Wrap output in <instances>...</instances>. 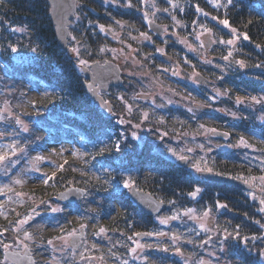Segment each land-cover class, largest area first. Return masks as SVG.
I'll return each instance as SVG.
<instances>
[{"label":"trees","instance_id":"obj_1","mask_svg":"<svg viewBox=\"0 0 264 264\" xmlns=\"http://www.w3.org/2000/svg\"><path fill=\"white\" fill-rule=\"evenodd\" d=\"M127 2L125 0V5ZM217 2L224 4L226 0ZM131 3L140 6L139 0H131ZM171 4L177 5L172 9L174 21L167 15L155 17L159 23H169L171 29L189 30L193 26L204 25L211 30V36L224 40L232 37L229 35L232 28L241 34L234 45L220 43L213 51L219 62L215 67L207 66L192 54H185L177 44H166V54L172 60L181 59L184 54L190 68L209 73L227 84L229 98L208 104L207 96L193 88L196 92L194 100L201 101L209 109L200 111L198 117L185 107L168 105L158 112L157 117L146 119V140L139 144L136 138L127 136L125 124L114 120L115 116L102 114L97 103L88 97L83 84L86 78L76 67L75 55L68 54L55 41L47 0H0V92L4 84L10 83L9 89H15L17 85L23 90L28 89V95L33 93V96H28L26 104L21 101L13 103L17 114L24 116L34 129L21 143L28 145L29 150L43 149L42 152L51 150L55 144L61 147L67 142L70 144L66 151L51 156L54 160L49 163L50 169L32 186L12 183L11 180L4 183L5 172L1 173L0 264H3V245L24 230L35 237L38 244L34 246L38 248L80 224H85L95 239L103 241L102 248L111 252L108 258L115 264H120L121 260L127 264H146L147 260L150 264H183L184 259L172 252L173 247H180L182 255L189 256L192 262L201 253L200 242L206 236L201 232L199 235L193 223L188 225L187 221L170 220V217L182 215L193 207L215 213L219 208L216 207L217 201L227 205L218 209L215 219L218 231L225 235L239 231L241 238L248 237L246 244L242 239H229L225 243L228 257L235 264H264L260 255L264 246L263 228L260 227L264 224V211L260 210V202L248 195L256 186L261 188L264 184L256 182L253 190L248 191L205 180L158 152L155 140L161 131L168 137L180 136L182 132L197 133L201 125L223 130L227 136L216 138L231 143L230 147L212 151L205 166L233 178L264 175V119H258L257 106L243 104L239 108L233 97H264V67L256 66L264 63V0H232L231 5L222 8H214L207 0H171L163 7L171 8ZM197 5L207 15L197 12ZM223 19L229 21L230 30L219 23ZM100 24L110 31L112 28L122 30L125 40L132 44L137 43L141 32L153 34L140 10L126 6L125 9L114 8L104 5L102 0H76V12L70 19L69 30L71 36L80 42L81 53L89 61L111 58L108 51H99L103 46L113 45L110 35L99 30ZM244 33L249 39L243 38ZM155 39L162 42L158 36ZM151 47L150 43L142 41L139 51L148 53ZM229 51L233 55L227 61L222 59ZM159 58L161 55H156L145 62L152 67L161 66L163 64L157 61ZM237 60H243L246 66L241 68L235 63ZM114 88H122V84L110 87L109 91ZM220 101L237 114L235 120L218 112ZM213 106L217 108L213 109ZM258 108L264 114V102ZM139 118V115H133L132 119L137 122ZM10 121L13 120L0 121V131H6L4 125ZM38 133H41V138ZM241 138L245 143L240 142ZM240 151H252L256 156L248 159ZM49 177L51 179L45 184L44 180ZM125 181L168 203L170 206L160 212L168 216V223L158 224L155 216L140 211L130 199L127 188L123 187ZM70 185L84 187L86 194L73 202L55 200L56 193ZM197 187L201 191L194 198L189 193ZM51 203H59L62 209L53 212ZM26 215H32L33 219L17 231L18 221ZM237 225H240L239 229ZM101 228L109 241L96 237L100 235ZM159 230L171 236L175 233L179 237L176 244L171 247V236H165L168 243L159 239L160 248H147V260L133 259L130 250L133 234ZM253 236L257 238L253 239ZM215 237L218 240L219 236ZM166 245L169 246L168 251L163 250ZM49 251L47 248L46 254H50ZM81 252L74 258H67L64 264H89V253L98 254L86 249Z\"/></svg>","mask_w":264,"mask_h":264},{"label":"rangeland","instance_id":"obj_2","mask_svg":"<svg viewBox=\"0 0 264 264\" xmlns=\"http://www.w3.org/2000/svg\"><path fill=\"white\" fill-rule=\"evenodd\" d=\"M168 2L169 0H139L140 6L132 4V8L140 10L143 16L144 13L147 12L149 20L156 21L155 17H160V15L166 17L167 15L170 20L174 21L172 19L174 16L172 15V9L174 10L173 5H170L171 8L163 7L168 4ZM102 3L104 5H112L114 8L125 9V0H102ZM153 3L155 4V7H153ZM135 6L138 7L136 8ZM165 8L169 9V11H162V9ZM144 21L147 22V20ZM118 25L122 27L120 23H118ZM162 25L164 26L163 34L160 36L162 42L156 40L154 34L145 32L151 37L150 40H145L139 36L137 43L132 44L125 40V32L120 29L112 28L111 33L108 35H110L109 39L113 42V45L102 47L105 52L108 51L110 53L111 58L109 59L119 64L124 81L122 83V88H114L108 93L98 91V94H102L108 105L109 112L107 115L115 116L116 118L114 120H117L120 123L122 120L125 121V123L121 124H125V127L128 128L127 136L130 138H136V141L139 144L146 140L145 133L148 131V126L145 125L146 120L143 116L145 112L148 113V117L151 116L155 118V116L157 117L158 112L166 109L168 105H179L185 107L187 110L191 109L193 115L199 117L201 115L200 111L208 110L209 107L201 104V101L194 100L196 92L193 88H196L195 90H197V92L199 91V93L207 96L206 99L208 104H215L218 99L227 97L228 92L230 91L229 86L222 83L220 79L213 78L209 73H203L194 67L190 68L189 65H186L184 54L182 55L183 59L172 60L170 58L168 59L163 57L157 59V61L163 64L161 66L152 67L149 63H146L145 60L150 61L156 55L162 56V54L166 53V44L169 42L177 44L185 54H192L198 58L200 62L206 63L209 67H215L217 66L216 63H219L218 59L215 57L217 55L213 51L218 49L220 44L219 41L224 39H217L214 35H212L211 43L206 47L204 46V42H207L208 37H210V32H206L204 28L200 27V25L199 27L196 26V28L193 26L189 30L184 28L183 30H180L181 32L178 31L176 27L171 29L169 23ZM224 27L230 30L228 26ZM205 28L207 27L205 26ZM113 34H118L119 38L114 39ZM197 34H200L199 39L196 38ZM142 41L150 43L152 50H148V53H142L143 51L140 52L139 46ZM202 44L203 46H201ZM68 46L71 51L68 54H72L73 56L75 55V64L78 69L82 66H88L89 63H91L86 59L85 55L81 53L82 47L80 46V42L74 39L71 36V33L68 40ZM74 48L80 50L79 55H77V52L73 51ZM141 48H143L142 45ZM157 48H162L163 52L156 51ZM81 59L86 60L87 64L81 65L79 63V60ZM182 60L184 61L181 62ZM191 65L194 66V64ZM173 72L178 74L173 75ZM197 72L205 76L206 81L204 84H199L194 80L193 74H196ZM15 86V89H9L10 83H6L3 85L0 92V116L3 117L0 121L13 120L10 121V125H4V130L6 131H0V145L16 141L18 147L23 149V151H18L16 156L12 157V159L15 160L14 164L9 165L7 162H5V164H0V178L1 175H3L1 173L5 172L4 169L7 167V175L4 174L5 177L2 178L4 183H7L9 180L14 183L16 179H20L23 181L22 183L27 186H32V184L37 183L42 179L46 173L45 171L50 169L49 163L54 160L51 156L53 154H58L60 151H66L70 148V144L67 142L62 147L55 144L51 146V150L42 152L43 149L41 151L29 150L28 145L21 143L22 139H26V137L28 139L29 135L34 132V129L31 128L30 122L24 116H19L17 114L16 109H13V103L15 101H21L22 104H26L28 96H33V93L28 95V89L23 90L22 87H17V85ZM225 92L227 95L222 94ZM12 94L14 98L12 97ZM146 97H148V99H145ZM233 97L235 99L234 103H236L239 108L240 106H243V104L249 107L257 106L255 111L258 119H264V114L258 111L259 104L262 102L257 103L251 100V97H244L241 95ZM238 98L240 99L239 103H237ZM220 102L221 106L218 107V112L235 120L237 114L233 116V110L226 107L224 101ZM198 103L203 105L204 108H196L195 104ZM129 106L131 107L130 111ZM213 107V109L217 108L215 106ZM5 109H7V111ZM133 115L134 117L139 115L140 118L137 122H134V119H132ZM17 117H19L23 124L27 125V132L23 131L22 127L16 123ZM137 124H140L139 128L135 127ZM210 130L211 128L209 126L204 125L197 133L182 132L180 136L174 135L173 137H168L166 132L161 131L162 134H159L157 137L158 139H155L156 142H158L156 150L158 152H162L166 157L172 159L173 161L180 159L181 156L186 157V161L182 165L187 167L193 174L198 175V171L194 165H199L200 168L207 167L205 166V162L212 151L221 148H229L231 144L227 141L217 139L216 137L218 136H213L210 133ZM133 132L136 133L135 136L132 135ZM38 134H40L39 136L41 138V133ZM169 149H172V151H169ZM189 149H191V151H189ZM240 153L248 159L256 156V153L252 151H240ZM37 157H40V159H37ZM256 182L261 183L259 179H256L252 181V184L256 186ZM123 187H125L124 184ZM261 188H264V185ZM261 188L256 186L254 191L248 192L251 199L258 200L259 202L261 199H264V192L261 191ZM51 204L52 209L56 208L59 209V211L62 209V206L59 203ZM261 207L264 208V204H261ZM218 209L215 213H210L207 210L202 211L193 207L191 208V212L187 210L184 211L182 215L181 213L174 214V216L177 217V221H187L188 225L189 222L193 223L199 235L202 233L201 235L206 236L205 239L200 242L202 247L201 253L195 257L192 262L190 261L191 259L189 256H183L181 253L172 251L174 255H178L184 259L183 264H185L186 260L187 264H199V261L203 260H209V264H235L234 261L228 257L225 244L223 245V250L221 249L220 241L224 239L225 234L222 231H218V226L215 225ZM206 211L209 213L207 216L204 215ZM71 215L72 214H70V216ZM167 217L168 216L164 213H158L155 215L154 219L158 222V224H161L160 219ZM201 224L204 225V228L201 227ZM78 226L79 225L75 226L70 231L57 235L55 239H52V244L47 243L46 245H40L41 247L38 248L34 246V244H38L35 243V237L32 236V239H27L23 236V233L19 236H13L7 244L10 247L18 249L22 248L24 244H27L31 249L32 254L35 256L36 264H64L68 260L67 258H74L78 252L85 249L86 251L92 250L93 252L98 253H89V264H115L114 261L108 258V254H111V252L102 248V246H104L103 241L95 239L87 227L85 229V237L82 239L79 249L76 251L71 250L68 244V240L70 238L68 234L71 232H78ZM19 229L20 228L16 227L17 231H19ZM205 229L209 230L206 231ZM106 235L107 234L104 231L100 232V235L96 237L102 239L105 238L109 241V237ZM165 236H144L136 238L133 234L131 239L132 248L136 247V241H139L141 244H159V239H162L164 242L168 243ZM215 236H219L218 240ZM170 246L172 247V244ZM47 248L50 250V254H46ZM147 250V248H144L143 250L137 249V253H133L134 256L132 255L133 259L145 261L144 257L147 256ZM3 262L5 261L3 260ZM124 262V260H121L120 264H124ZM146 264H150L148 260Z\"/></svg>","mask_w":264,"mask_h":264},{"label":"water","instance_id":"obj_3","mask_svg":"<svg viewBox=\"0 0 264 264\" xmlns=\"http://www.w3.org/2000/svg\"><path fill=\"white\" fill-rule=\"evenodd\" d=\"M47 3L48 15L53 26L55 41L58 47L70 53V48L67 45V41L70 36L69 20L74 17L76 11V0H47ZM147 27L157 35H160L163 32V26L155 21L152 24L147 22ZM209 41H211V39L208 37L207 42H204V46L207 47L211 43ZM81 70L83 74L88 77V81L84 82V87L89 98L97 100L99 102L101 111L103 114L107 115L109 112L108 105L98 94V91H106L110 85L120 84L123 81L120 66L112 60H105L103 62L93 61L88 65V67L82 66ZM193 78L199 84H204L206 81L205 76L201 73H196ZM195 105L196 108H204V106L199 103ZM210 133L214 136L220 137H225L227 135V133L222 130L210 131ZM185 161L186 159H178L177 163L182 165ZM199 174L203 179L211 182L232 185L244 188L246 190L252 189V185L245 184L243 180H238L217 172H199ZM84 193L85 189L83 187L72 185L65 189L59 190L55 196V199L61 201H75L82 198ZM128 195L130 196V199L136 204L137 208L147 215H155L162 209L169 207V204L158 200L147 191L135 188L134 185H130ZM75 233L76 235L70 236L68 240V244L74 250L78 248L81 243V239L85 235L84 227L81 228L80 226L78 232ZM142 236L136 237L141 238ZM74 244L76 245L75 247L73 246ZM262 251H264V246ZM4 257L13 264H31L34 261L31 251L29 248L25 247L22 250L7 248L4 250ZM262 259L264 260V256H262Z\"/></svg>","mask_w":264,"mask_h":264},{"label":"snow or ice","instance_id":"obj_4","mask_svg":"<svg viewBox=\"0 0 264 264\" xmlns=\"http://www.w3.org/2000/svg\"><path fill=\"white\" fill-rule=\"evenodd\" d=\"M169 2L171 3V0H169ZM207 2L212 3V5H213L214 8L227 7L228 5H231V4H232V0H226V3H224V4H221V3L217 2V0H207ZM125 6H126V7H133V5H132V3H131V0H128V3H127ZM153 7H155V4H154V3H153ZM173 7H177V5L173 4ZM162 11H164V12H168L169 9L165 8V9H162ZM196 11H197V12H201V13H203V9L199 8L198 5H197V7H196ZM203 14H204V15H207V13H203ZM153 15H154V13H153ZM143 19H144V20H147L149 24L154 23L153 20H149V19H148V13H147V12L144 13ZM172 19L175 20V17L173 16ZM213 19H217V17H213ZM176 22H177V23H180L179 21H176ZM117 23H120V22L117 21ZM194 23H195V21H194ZM219 23H220L221 25H223V26H226V27L229 26V21H228L227 19L220 20ZM200 27H201V28H204V30H205L206 32H211V30L208 29V28H205L204 25H200ZM22 30H23V29H17V31H22ZM99 30H100L101 32H104V31H105V25L100 24V25H99ZM165 30H166V26H165ZM229 35L232 36L231 39H228V40H220L219 43H221V44H226V45H234V44L236 43V41L240 39V34H238L237 29H235V28H232V29H231V32L229 33ZM140 36H141L143 39H145V40H150V39H151V37H150L147 33H145V32H141V33H140ZM199 36H200V34H197L196 38L199 39ZM113 38H114V39H118V38H119V37H118V34H113ZM243 38H244L245 40L249 39L247 33H244V34H243ZM209 42H211V41H209ZM201 46H203V44H202ZM13 50H15V49H13ZM85 50H86V49H85ZM192 50H195V49H192ZM73 51L77 52V55H79V52H80L79 49H75V48H74ZM99 51H104V49L101 48V49H99ZM156 51H158V52H163V49H162V48H157ZM232 55H233V53H232L231 51H229V52L227 53V55H225V56L222 57V59H224V60L227 61V60L229 59V57H231ZM79 63H80L81 65H86V64H87V61L81 59V60H79ZM235 63L239 64V66H240L241 68H243V67L246 66V64H245V62H244L243 60H237V61H235ZM256 66H258V67H264V63H262V64H260V65H256ZM177 74H178V73L173 72V75H177ZM193 75H196V74L194 73ZM222 94H223V95H227L226 92H225V93H222ZM251 100H253V101L257 102V103H260V102H264V97H261V98H259V99H258L257 97H251ZM239 102H240V99L238 98V99H237V103H239ZM5 110L7 111V109H5ZM130 110H131V107L129 106V111H130ZM189 111H191V109H189ZM9 114H11V113H9ZM232 115L235 116V113H232ZM143 116H144V119L146 120V119L148 118V113L145 112V113L143 114ZM0 119H3V117L0 116ZM16 123L19 124V125L22 127L23 131H25V132L28 131V127H27V125L23 124V122L19 119V117L16 118ZM121 123H125V121L122 120ZM135 127L139 128V127H140V124L135 125ZM201 127H203V125H201ZM211 131H215V130L213 129V130H211ZM132 135L135 136L136 133L133 132ZM240 142H241L242 144L245 143V141H244L243 138H241V141H240ZM116 147H117V151H119V145H117ZM201 147H202V146H201ZM18 151H21V152H22L23 149H20V148L18 147V144H17L16 141H13L12 143H8V144L0 145V164H5V162H7L9 165H10V164H14V163H15V160H13L12 157H15V156H16V153H17ZM169 151H172V149H169ZM189 151H191V149H189ZM37 159H40V157H37ZM180 159H181V160H184V159H186V157L181 156ZM61 167H62V166H61ZM194 167H196V170H197L198 172H209V173L213 172V169H212V168H207V167H205V168H200L199 165H194ZM37 170H38V169H37ZM4 171H5V175H7L8 168L5 167ZM49 179H51V177L45 179V180H44V183L47 184ZM235 179L243 180V182H244L245 184H252V181H253V180L259 179V181H260L262 184H264V175H262V176H260V177H258V178H257V177L245 178V177H243V176H236ZM14 182L17 183V184H20V183H22L23 181L20 180V179H16ZM124 186H125V187H130V184H129L127 181H125V182H124ZM252 186L254 187L255 185L253 184ZM3 187H4V188H8L7 185H4ZM2 190H3V189H0V191H2ZM8 190H11V189H8ZM200 191H201V189H200L199 187H197L194 191L190 192L189 195L192 196V197H196L197 194H198ZM261 191L264 192V188H261ZM42 203H43V202H42ZM260 203H261V204H264V199H261V200H260ZM216 207H219V208H225V207H227V205H226V204H222V203H220L219 201H217V202H216ZM260 210H261V211H264V208H262V209H260ZM32 211L35 212L34 209H33ZM52 211H59V209L53 208ZM191 211H192V210L189 209V212H191ZM0 214H2V213H0ZM204 215L207 216V215H209V213L206 211V212L204 213ZM176 218H177L176 216L170 217V219H176ZM32 219H33V216H32V215H26V216H24L23 219H21V220L18 221L17 227L20 228V229L22 230V229H23V226L26 225V224H29V222H30ZM168 219H169V218H161V219H160V223H162V224H167V223H168ZM256 223H257V224H260V221H256ZM83 227H84V225H81V228H83ZM201 227L204 228V225L201 224ZM239 227H240V225H237V226H236L237 229H239ZM260 227H261V228H264V224H261ZM205 230L208 231L209 229H205ZM5 231H7V229H5ZM104 231H105V230H104L103 228L100 229V232H104ZM225 232H227L226 229H225ZM68 235H69V236H75L76 233H75V232H71V233H69ZM134 235H135V236H142V235H143V236H165V235H167V234L164 233V232H162V231H157V232H147V233H140V232H137V233H134ZM23 236H24L25 238H27V239H32V234H31L30 232L26 231V230L23 231ZM252 238H253V239H256L257 237H256V236H253ZM61 239H62V238H61ZM129 239H131V237H129ZM178 239H179V237H178L175 233H173L172 236H171L172 245H175V244H176V241H177ZM229 239H233V240H236V239H242V240L245 242V244H246V243H247V240H248V237L245 236V237H242V238H241V237H240V233H239V231H234V233H228V234H226V235L224 236V239L220 241V243H221V249H222V250H223V245H224L227 241H229ZM22 243H23V242H22ZM47 243H48V244H52L53 242H52V240H48ZM135 243H136V247L130 249L131 252L134 253V254L137 253V249L143 250L144 248H152V247L160 248V247H161L159 244H155V245H153V244H141L139 241H136ZM3 246H4L6 249L10 247L8 244H4ZM73 246L75 247L76 245L74 244ZM24 247H25V248H28V245H27V244H24ZM163 250H164V251H168V250H169V246H164V247H163ZM171 250L174 251V252H176V253H181V248H180V247H173V248H171ZM181 254H182V253H181ZM260 255H261V256H264V251H261V252H260ZM83 258H84V257H83V255L81 254V259H83ZM144 259L147 260V257H144ZM124 264H127V261H125ZM185 264H187V260L185 261ZM199 264H205V262H204V261H199Z\"/></svg>","mask_w":264,"mask_h":264}]
</instances>
